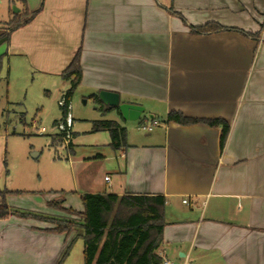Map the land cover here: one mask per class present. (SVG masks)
<instances>
[{
  "label": "crops",
  "instance_id": "obj_1",
  "mask_svg": "<svg viewBox=\"0 0 264 264\" xmlns=\"http://www.w3.org/2000/svg\"><path fill=\"white\" fill-rule=\"evenodd\" d=\"M8 1L16 13L38 10L0 46L17 68L65 81L61 73L81 50L80 86L119 93L145 107L143 122L159 121L152 132L123 126L127 145L118 150L108 131L92 129L93 150L81 158L106 165L86 190L43 203V213L72 217L49 207L61 198L84 212L83 194L160 195L163 259L264 264V0ZM207 23L226 29L195 30ZM171 112L225 121L224 146L221 125H182L168 121ZM52 227L17 214L1 219L0 264H57L71 236L46 231Z\"/></svg>",
  "mask_w": 264,
  "mask_h": 264
},
{
  "label": "rangeland",
  "instance_id": "obj_2",
  "mask_svg": "<svg viewBox=\"0 0 264 264\" xmlns=\"http://www.w3.org/2000/svg\"><path fill=\"white\" fill-rule=\"evenodd\" d=\"M15 6L8 0L0 3V21L8 22L18 14ZM0 27L6 29L8 24L1 23ZM4 52L5 48L0 47V157L6 178V184L1 181L0 188L7 186L10 191H20L13 196V206L8 202L10 206L25 211L38 208L36 212L43 213L48 209L43 208V203L56 199L62 191L86 190L88 177L106 165L100 160L88 162L81 158L93 150L87 143L92 140L89 134L93 121L112 119L121 126L134 125L143 132V120L128 121L117 112L103 111L94 96L99 92L79 86L70 103L74 119L71 151L65 141L53 140L59 134L55 122L62 118L59 101L69 82L17 68L16 59ZM42 128L46 132L41 133ZM62 264H84L82 238L75 240Z\"/></svg>",
  "mask_w": 264,
  "mask_h": 264
},
{
  "label": "trees",
  "instance_id": "obj_3",
  "mask_svg": "<svg viewBox=\"0 0 264 264\" xmlns=\"http://www.w3.org/2000/svg\"><path fill=\"white\" fill-rule=\"evenodd\" d=\"M20 1V0H19ZM38 13L24 10L15 14L6 29L0 27V46L7 44L11 33L23 25L28 24ZM218 23H207L197 27V32H214L224 30ZM81 50L78 51L71 64L61 73L70 87L63 94L67 102H71L73 93L82 81ZM101 104L103 111L118 108L105 106L98 95H94ZM66 109L62 108V118ZM168 121L189 125L207 123L212 126H222L221 144L224 146L229 126L221 119H196L180 112H171ZM59 121H56L57 124ZM93 131H108L111 138L110 145L118 150L127 145V130L116 120L93 121ZM57 142L64 141L62 134L53 136ZM6 164V161H5ZM20 191H9L0 188V220L11 214L23 218H35L49 221L53 224L48 232L65 233L69 238L57 264H62L77 238L84 240V264H162L163 258L158 250L164 242V210L166 199L160 195H123L116 194H83L81 196L84 212L63 206L64 198L49 203L55 208L72 217L52 216L35 211H25L9 206L7 196ZM61 194H64L62 191Z\"/></svg>",
  "mask_w": 264,
  "mask_h": 264
},
{
  "label": "built area",
  "instance_id": "obj_4",
  "mask_svg": "<svg viewBox=\"0 0 264 264\" xmlns=\"http://www.w3.org/2000/svg\"><path fill=\"white\" fill-rule=\"evenodd\" d=\"M71 102H67L66 98L64 97V95H62L60 101H59V106L61 108H65L66 109V115L65 117L60 120L57 124H56V128L58 130V133L59 134H62L64 136V141L65 143L69 144L70 141L72 140L73 138V133H72V129H73V126H74V119H73V116L71 114ZM159 125V121L158 120H155V119H152L150 122L148 121L147 123L146 122H143L142 126H141V129L145 132H152L154 130V128L156 126ZM41 133H44L46 132V129L45 128H42L40 130ZM105 180L109 181L110 180V177H105ZM184 203H188V200H184ZM162 264H182V263H179V262H175V261H172L170 259H163V262Z\"/></svg>",
  "mask_w": 264,
  "mask_h": 264
},
{
  "label": "water",
  "instance_id": "obj_5",
  "mask_svg": "<svg viewBox=\"0 0 264 264\" xmlns=\"http://www.w3.org/2000/svg\"><path fill=\"white\" fill-rule=\"evenodd\" d=\"M16 12H19V8L14 7ZM99 100L109 108H118L121 116L128 121H138L141 119L142 114L145 112V107L138 103L124 102L121 100L119 93L112 91L102 90L99 92ZM150 119H153V115H149Z\"/></svg>",
  "mask_w": 264,
  "mask_h": 264
}]
</instances>
